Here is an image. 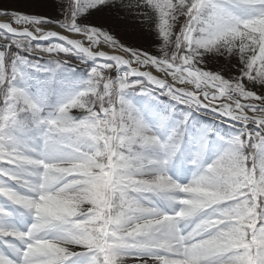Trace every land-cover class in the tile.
<instances>
[{
    "label": "snow or ice",
    "instance_id": "obj_1",
    "mask_svg": "<svg viewBox=\"0 0 264 264\" xmlns=\"http://www.w3.org/2000/svg\"><path fill=\"white\" fill-rule=\"evenodd\" d=\"M0 264H264V0L0 7Z\"/></svg>",
    "mask_w": 264,
    "mask_h": 264
},
{
    "label": "rangeland",
    "instance_id": "obj_2",
    "mask_svg": "<svg viewBox=\"0 0 264 264\" xmlns=\"http://www.w3.org/2000/svg\"><path fill=\"white\" fill-rule=\"evenodd\" d=\"M16 2L17 0H0V7H3V6L11 7Z\"/></svg>",
    "mask_w": 264,
    "mask_h": 264
}]
</instances>
